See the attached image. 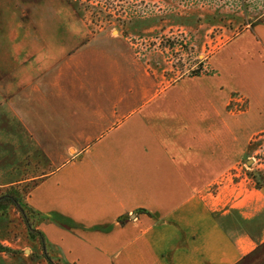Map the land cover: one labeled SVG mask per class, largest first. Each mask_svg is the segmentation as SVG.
<instances>
[{"label":"crops","instance_id":"0c3cea01","mask_svg":"<svg viewBox=\"0 0 264 264\" xmlns=\"http://www.w3.org/2000/svg\"><path fill=\"white\" fill-rule=\"evenodd\" d=\"M64 14L22 16L3 40L8 133L17 125L44 151L27 202L47 253L59 264H264V185L228 178L264 144V10L206 73L169 83L124 32ZM234 95L244 111L231 110Z\"/></svg>","mask_w":264,"mask_h":264},{"label":"rangeland","instance_id":"374dc122","mask_svg":"<svg viewBox=\"0 0 264 264\" xmlns=\"http://www.w3.org/2000/svg\"><path fill=\"white\" fill-rule=\"evenodd\" d=\"M259 8L264 10V0H26L23 4L0 0V197L14 191L24 194L26 187L37 185L47 172L44 151L29 144L25 129L13 124L16 131L8 133L4 122V33L16 30L20 17L52 18L75 12L93 33L104 28L122 31L140 52L149 54L160 65L159 71L169 83L195 76L200 68L201 74L206 73L212 55L250 27L252 21L247 14ZM246 106L243 96H232V111H244ZM263 154L264 144L249 164L230 171V181L257 187L255 175L260 181L264 178ZM23 197L27 202L28 196ZM0 245L15 252L0 251V264H25V260L29 264H48L38 254L39 240L29 236L20 212L12 206L0 212Z\"/></svg>","mask_w":264,"mask_h":264},{"label":"trees","instance_id":"16d2710c","mask_svg":"<svg viewBox=\"0 0 264 264\" xmlns=\"http://www.w3.org/2000/svg\"><path fill=\"white\" fill-rule=\"evenodd\" d=\"M202 72L201 68L195 72L193 75L197 76L200 75ZM255 178L258 179L257 181V187H262L264 185V178L262 175L263 180L260 181V177L259 175H255ZM36 187V184L33 187H26L25 191H23L24 194H21L20 191L15 192L14 188H11V192L7 195H4L2 197H0V212L1 211H5L7 210L9 207H14L15 209H17L25 224L27 227V230L29 232V236L32 239H38L42 248H43V257L46 260V262L48 264H59L58 262H55L52 257L47 253L46 249H45V240H44V235L42 234V232L38 229H36L35 224H36V219L37 217L40 216V214H38L37 212H35L27 202H25V198L24 196H29L31 191ZM28 198V197H27ZM0 251L1 252H9V253H14V251L3 247L0 245Z\"/></svg>","mask_w":264,"mask_h":264},{"label":"built area","instance_id":"2783aa9c","mask_svg":"<svg viewBox=\"0 0 264 264\" xmlns=\"http://www.w3.org/2000/svg\"><path fill=\"white\" fill-rule=\"evenodd\" d=\"M263 157H264V154H263Z\"/></svg>","mask_w":264,"mask_h":264}]
</instances>
